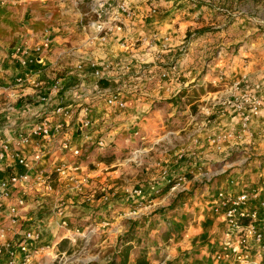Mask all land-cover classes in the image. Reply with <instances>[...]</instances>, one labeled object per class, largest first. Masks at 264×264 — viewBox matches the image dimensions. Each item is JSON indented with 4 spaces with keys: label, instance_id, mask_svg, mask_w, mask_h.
Masks as SVG:
<instances>
[{
    "label": "crops",
    "instance_id": "obj_1",
    "mask_svg": "<svg viewBox=\"0 0 264 264\" xmlns=\"http://www.w3.org/2000/svg\"><path fill=\"white\" fill-rule=\"evenodd\" d=\"M211 1L215 3V0H131L128 7L135 12V18L126 30L122 34L113 35L105 45L95 46L86 44V36L80 29L78 12L68 7L64 8L61 0H26L18 5H0V141L12 142V138L18 131L25 128L29 119L34 114L42 112L35 102L38 93L49 94L51 104L63 109H78L81 105L88 107L89 128L79 126L74 119L61 120L65 125L63 132L71 138L74 147L82 148V156L74 158L70 154L59 153L58 145L61 137H58L44 144L46 150L44 161L49 164L54 161L74 163L80 162L84 156L82 165L87 175L93 178V182L97 185L103 186L105 181L110 182L111 187H115L114 194L117 195L121 187H118L113 180L124 170L115 169L111 173H104L103 162L95 163L97 166L95 170L88 172L86 169L89 163H93V155L99 156L101 153L95 149L93 142L99 137L103 138L107 144L105 152L113 155L111 165L119 166L125 163H119V158L129 153V150L125 154L123 151L132 148L135 143L129 133L132 127L136 126L142 133L151 136L156 129L167 128L177 133L190 125V123L179 124L180 120L176 114L179 113V109L186 111L195 109L194 105L199 103L203 96L211 93L207 91L208 84L220 72L214 68L211 70L210 65L213 62L206 63L202 60L205 57L202 49L210 50L211 45L215 44L214 41H217V37L239 32L238 29L233 30L232 26L224 28L226 26L224 21L228 18L216 14L215 9H220L215 8V4L212 5ZM54 3L58 6L56 11L49 9ZM39 10L43 12V18L40 17ZM152 10L155 13H152ZM45 30L52 38V46L40 56L39 60H35L33 55H26L25 52L42 39ZM193 30L196 31V37L188 48L190 56L183 60L176 50L184 43L185 46L189 44L185 34ZM163 34L170 35V43L174 50L157 57L159 38ZM152 36L157 37L152 44L153 47L143 43L144 37ZM224 39L225 41L221 40L220 44L232 45L238 42L234 37ZM72 53L75 55L73 56ZM89 60H95L98 63L109 60L119 63L120 67H115L105 74L108 78L126 73L124 72L126 67L130 69L133 83L124 93L126 103L124 110H109L104 105L101 95L90 92L93 84L92 77L86 72V74L79 73L74 66L77 61L87 63ZM205 64H207L206 70H204ZM241 64L239 57L234 58L232 65L226 60L223 63L225 75L230 78V81L238 79L242 73H247L251 82H262L264 66L259 64V60L251 61L244 67ZM138 69L140 72L142 70V73H138ZM162 71L169 73L167 80L160 79L159 75ZM19 78L23 80L22 84L16 82ZM56 82L59 84V89L53 92L52 86ZM83 85L85 86L83 91L78 92ZM106 85L108 82H101V86ZM196 106L198 107V104ZM49 118L53 123L57 121V117L49 116ZM263 119L262 116L253 122L254 128L261 130L260 135L256 137L258 147H262L261 151L264 149ZM165 122L167 125H164ZM235 123L234 114L226 110L208 125L212 126L211 129H204L203 134L197 135L199 145L194 144V139L180 138L178 143H173L171 148L169 147V153H164L163 158L162 155L160 156L162 158V162L158 161L160 169L151 165L156 173L148 169L143 170L144 180L141 181L149 182L144 186L160 187L162 185L160 175L163 171L170 175L187 174L190 168L202 165L197 161L203 157L213 156L207 143L208 134L224 125L227 129L231 128ZM189 148L190 151L195 149L196 157L191 156L194 153L188 154ZM27 149H20V153L27 154L29 151ZM262 153L264 152L255 155L260 157ZM199 154L203 157L198 156ZM2 170L0 164V173ZM214 182L209 186L210 191L207 193L225 188L223 179ZM214 184H217L216 188ZM145 191L148 192V190ZM207 199L206 204L210 206L211 199L208 197ZM214 218L217 223H220L218 217ZM162 223L165 224V221L162 220ZM217 228L219 230L220 224ZM200 231L202 228H198V235ZM165 237L170 241L174 233L171 232L168 235L158 232L157 238L165 239ZM168 246L169 244L165 243L164 248L158 253L165 255V249H169ZM170 248V258L178 257V253L182 251L178 250V246ZM151 253L148 252L149 257ZM200 255H195L196 258L191 264H206ZM149 259L152 263V259Z\"/></svg>",
    "mask_w": 264,
    "mask_h": 264
},
{
    "label": "built area",
    "instance_id": "obj_2",
    "mask_svg": "<svg viewBox=\"0 0 264 264\" xmlns=\"http://www.w3.org/2000/svg\"><path fill=\"white\" fill-rule=\"evenodd\" d=\"M25 1L0 0V5H18ZM61 2L78 12L80 29L89 46L105 45L113 35L122 34L135 18V12L127 6L128 0ZM156 39V36L144 37L142 41L153 47ZM170 39L169 34L159 38L157 57L173 52ZM51 46L52 38L45 30L42 39L25 54L39 60ZM184 51L183 44L176 50L179 55ZM74 66L79 73L86 72L96 79L90 92L101 95L109 110L126 108L124 93L133 83L130 69L126 67V73L108 78L105 74L120 67L119 63L89 60L87 63L77 61ZM159 77L167 80L169 73L162 71ZM227 78L225 74L218 73L211 81L212 85L223 84L226 88L214 106L230 111L236 118L230 129L207 136V143L217 153L227 147L241 152L240 144L251 145L255 135L253 122L264 115V74L261 83L251 82L247 74L229 81L230 84L224 82ZM101 79L108 85L101 86ZM16 82L22 84L23 80L19 78ZM58 89L56 82L52 91L57 92ZM35 102L42 112L34 114L25 128L15 134L12 142L0 141V164L3 168L0 173V264H54L59 255L66 254V251L59 252L60 245L66 243L75 247L81 243L87 247L93 237L102 233L104 223L102 220L97 222V219L90 222L86 217L79 218L80 223H77L73 217L80 214L78 211L90 214L93 205L97 208L109 203L114 196V193L105 194L103 187H97L79 161H54L50 164L44 161V144L58 137H61L59 153L70 154L74 158L82 156V148L74 147L71 138L63 132L65 125L61 120L74 119L79 126L89 128V108L81 105L78 109H63L52 105L47 93H38ZM49 116L57 117V121L53 123ZM212 123L206 120V125ZM194 143L198 144V139H194ZM93 145L98 152L107 148L105 140L100 137ZM22 148H28V153H20ZM140 153L136 150L131 155L136 157ZM244 153L248 155L243 160L245 163L251 156ZM162 176L169 177L166 171ZM212 177L214 174H209L204 182L210 183ZM171 182L170 179L167 181ZM149 188L151 193L157 192L155 187ZM125 192L130 198H145L141 188H126ZM209 204L211 212L220 219L216 234L217 250L207 256L213 264H264V184H247L235 190L230 187L219 189Z\"/></svg>",
    "mask_w": 264,
    "mask_h": 264
},
{
    "label": "rangeland",
    "instance_id": "obj_3",
    "mask_svg": "<svg viewBox=\"0 0 264 264\" xmlns=\"http://www.w3.org/2000/svg\"><path fill=\"white\" fill-rule=\"evenodd\" d=\"M129 3H131V0H128L127 6L130 5ZM211 4H215V8L222 10L215 9L217 12L224 13L229 17L224 21L226 25L224 28L232 26L233 30L238 29L239 32H232L230 35L224 34L222 37H217V41H214L215 44L211 45L212 48L210 50L208 48L202 49L205 55L202 60L206 61V63L213 62L210 65L211 70L214 68L217 69V72L220 71L219 73L223 74H226L223 67L225 60L232 65L235 57H239L242 67L248 66L251 61L257 62L258 60L259 64L264 66V0H215V3L211 1ZM64 8H67V4H64ZM49 9L56 11L58 9L57 3H54ZM39 11L41 12V10ZM40 17L43 18V12H41ZM240 20L241 22H239ZM221 29H217V31H221ZM195 34L196 31L194 30L185 34L189 44L185 46V53H180L179 57L181 59L184 60L190 56L188 48L191 41L195 39ZM233 37L238 42L232 45L220 44L221 40L225 41L224 38ZM214 45L217 47L214 48ZM206 65H204V70H206ZM227 80L224 82L230 84V78H227ZM94 82H96V79L92 78L91 83ZM84 85L78 89V92L83 91ZM223 88V84L212 85L210 83L207 91L211 93L201 98L202 100L197 103L198 107L195 104V109L190 107L189 111L179 109V113L176 115L180 121L184 120L178 123H190L184 130L174 133L175 130H168L167 128L156 129L150 136L142 133L136 126L132 127L129 133L135 143L132 148L130 147V149L123 151L125 154L129 150L127 155L119 158V163L125 162L124 164L112 166L111 163L113 161L110 153H105L103 159L97 154L93 155V163H89L86 168L87 171L95 170L97 167L95 163L99 162H103L104 173H111L115 169L124 170L120 176L115 177L113 180L121 189L117 195L114 194L109 203L98 205L97 208L93 205L90 214L78 211L80 214L73 217L77 223H80L78 221L79 218L85 217L90 222L91 219H97V222L102 219L104 223L102 233L93 237L85 248L81 243H78L75 247H70L66 243L60 245L58 248L59 252L66 251V254L59 255L54 264H106L118 255L123 244L121 238L129 232L131 227L134 228L133 235L135 239L130 243L134 247L130 255V264L133 263L134 257L141 249H145L149 253L154 252L150 255L152 264H191L196 258L195 255L199 256L201 253L203 254L200 256L204 258L206 264H213L207 256L215 251L217 245L215 236L217 234V226L220 223L215 221V215L211 212L210 206L206 204L208 200L207 192L210 191L209 186L214 182V179H223L224 187H230L234 190L247 184L258 186L264 184V167L247 168L243 161L248 156L244 152H248L252 158L264 156V153L260 157L255 155L264 152V149L263 151L260 149L262 147H258V139L256 138L260 135L261 130L253 126L255 133L253 143L251 145L244 143L239 145V148L245 150L244 152L242 149L241 152H236L227 147L221 153H217L208 144L212 150L210 152L213 153L211 158L203 157L199 154L198 156L203 158L197 162L202 165L190 168L186 175H170L167 173L168 178H163L160 175L162 185L155 187L156 193H151L150 188L144 186V184L149 182L143 183L141 180H144L143 170L145 169L156 173L151 165L160 169L158 161L162 162L164 153H169V147L171 148L173 143H178L180 138L183 140L188 138L189 140L196 139L197 135L200 136L202 132H205L204 129H211V125H206V120H210L212 123L217 119L218 115L226 111L222 107L214 106V102L224 95L226 88ZM164 125H167V123L165 122ZM225 127L224 125L211 133L230 129ZM135 133L137 134L135 135ZM181 142L185 143V141ZM199 143L194 144L199 145ZM135 150H139L141 153L131 161V154ZM236 153L240 155L232 159L231 156ZM188 154H192V157L197 155L195 149L190 151V148ZM161 155L162 158L160 157ZM82 159L80 162L84 164V159ZM209 174H214V177H212L213 179H211L210 183L206 184L204 178ZM169 179L172 180L171 183H167ZM92 180L94 181L93 178ZM214 185L216 188L217 184ZM97 187H103L105 194L111 195L114 193L115 187H111L108 181H105L103 186L97 185ZM173 187L175 190H171ZM126 188H141L145 192V198H130L125 192ZM206 188L208 189L206 190ZM145 190H148V192ZM175 200L177 201L176 205L174 204ZM162 220L165 221V224L162 223ZM93 224L95 223L93 222ZM198 228H202L199 235L197 233ZM160 231L164 232V234L172 232L174 237L170 241L167 238L159 239L157 235ZM200 235L201 237L198 238ZM165 243L169 244V249H165V255L164 253H158L160 249L164 248ZM173 246H178V250L182 251L178 253V257L170 258V247Z\"/></svg>",
    "mask_w": 264,
    "mask_h": 264
},
{
    "label": "trees",
    "instance_id": "obj_4",
    "mask_svg": "<svg viewBox=\"0 0 264 264\" xmlns=\"http://www.w3.org/2000/svg\"><path fill=\"white\" fill-rule=\"evenodd\" d=\"M216 14H219V16H224L226 18H229L228 16H226L224 13H220V12H215ZM106 80H103L101 79L100 80V83L101 82H105ZM106 150H103L101 151V153L99 154V156L103 159L105 157V152ZM105 153H108V152H105ZM104 154V155H103ZM240 154L239 153H236V154H233L231 156V158H236L238 157ZM103 156V157H102ZM110 157L112 158L113 155L110 154ZM230 158V159H231ZM247 168H255L256 166L258 167H264V156L261 157V158H249L247 160V162H245L244 164ZM183 175H186V174H183ZM219 179H214V181H218ZM215 183V182H214ZM214 191L208 193V196L209 199H213V194ZM188 195V194H186ZM177 201L175 202V205H176ZM102 220V219H101ZM99 220V221H101ZM134 231V228L131 227V229L129 230V232L124 235V237L121 238V241H122V249L119 251L118 255L116 257H114L111 261L107 262L106 264H130V255L134 249L133 246H131V242L135 239L134 238V235H133V232ZM169 235V234H168ZM167 238V237H165ZM168 239V238H167ZM149 255H148V252L145 250V249H141L139 250V252L137 253V255L134 257L133 259V263L132 264H152L150 262V259H149Z\"/></svg>",
    "mask_w": 264,
    "mask_h": 264
},
{
    "label": "bare ground",
    "instance_id": "obj_5",
    "mask_svg": "<svg viewBox=\"0 0 264 264\" xmlns=\"http://www.w3.org/2000/svg\"><path fill=\"white\" fill-rule=\"evenodd\" d=\"M131 158H132L131 160L133 161L135 159V156H132Z\"/></svg>",
    "mask_w": 264,
    "mask_h": 264
}]
</instances>
